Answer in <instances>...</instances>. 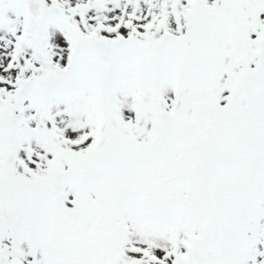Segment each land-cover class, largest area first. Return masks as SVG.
<instances>
[{
	"label": "snow or ice",
	"instance_id": "6c2138e0",
	"mask_svg": "<svg viewBox=\"0 0 264 264\" xmlns=\"http://www.w3.org/2000/svg\"><path fill=\"white\" fill-rule=\"evenodd\" d=\"M0 264H264V0H0Z\"/></svg>",
	"mask_w": 264,
	"mask_h": 264
}]
</instances>
